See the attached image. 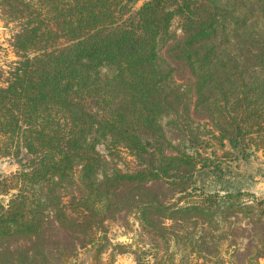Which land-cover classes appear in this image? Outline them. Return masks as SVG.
I'll return each mask as SVG.
<instances>
[{"label":"trees","instance_id":"16d2710c","mask_svg":"<svg viewBox=\"0 0 264 264\" xmlns=\"http://www.w3.org/2000/svg\"><path fill=\"white\" fill-rule=\"evenodd\" d=\"M139 1L0 0L16 58L0 66V160L18 166L0 180V246L102 264L106 228L134 219L138 264L145 248L155 264H258L264 199L232 181L264 157V0ZM166 118L206 123L214 158L172 143ZM104 143L134 169L106 171Z\"/></svg>","mask_w":264,"mask_h":264},{"label":"rangeland","instance_id":"374dc122","mask_svg":"<svg viewBox=\"0 0 264 264\" xmlns=\"http://www.w3.org/2000/svg\"><path fill=\"white\" fill-rule=\"evenodd\" d=\"M148 0H140L136 5V8H140ZM170 34L175 38L182 35L178 20H176L170 30ZM10 38L9 32L0 22V66L9 65L16 61L12 50L9 47L8 41ZM171 118H166L161 121V124L168 136V138L175 143H181V148L188 152H198L206 157L213 159L211 155L216 153L215 142L210 139L211 135L208 133L210 129H205L206 123L194 122L190 125L189 129L180 127L178 124L171 123ZM196 139L202 143V147L194 148L196 146ZM193 145V146H192ZM207 149L206 151H204ZM99 152L105 158L107 162L106 171L108 169H119L122 172H131L135 167V161L129 156L122 148H113L111 145L104 143L98 147ZM236 165L234 173L236 174V180L234 188L245 193H250L258 200L264 199V157L261 154L245 160L240 161ZM18 166L9 160H0V180L8 177L11 174L17 172ZM209 190L215 191L221 189L220 186H209ZM7 199V198H4ZM246 199H248L246 197ZM106 238L103 243H106V249L101 255L102 264H138L137 257L141 255L138 252L134 255V251L137 250L138 245L136 236L139 234L140 229L136 220H132L129 229L123 228L121 225H110L106 228ZM119 245L130 246V248L118 250L115 247ZM148 255L144 256V261H149L150 264H155L154 251L149 252L148 248L144 249ZM43 257L49 261L50 264H58V262H52L50 256L44 251H41ZM33 247L24 239H16L13 241H7L0 246V264H43L36 263L34 261ZM55 260V258L53 259ZM192 262L189 264H216V261L211 259L210 261L197 259L193 257ZM92 260L89 255H84L81 260H75L69 264H91ZM258 264H264V260Z\"/></svg>","mask_w":264,"mask_h":264}]
</instances>
